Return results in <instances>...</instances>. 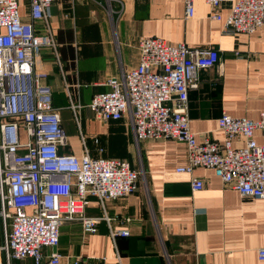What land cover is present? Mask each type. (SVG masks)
I'll use <instances>...</instances> for the list:
<instances>
[{"label":"crops","instance_id":"obj_1","mask_svg":"<svg viewBox=\"0 0 264 264\" xmlns=\"http://www.w3.org/2000/svg\"><path fill=\"white\" fill-rule=\"evenodd\" d=\"M27 1L24 19L30 20ZM231 5H222L221 20L211 18L203 0L186 19L184 0H66L49 8V28L57 46L36 57L47 73L53 107L62 118L67 146L61 153L79 160L88 150L92 158L125 160L140 173L138 189L117 201L92 199L86 215L112 218L102 221L97 233L86 235L78 222L61 228L57 252L66 260L106 264H264L258 250L264 246V199L241 197L225 187L213 170L187 167L188 146L178 141L136 142L128 115L102 122L89 105L95 95L110 90V77L140 64L139 40L158 37L169 45L185 43L219 53L215 68L201 73L200 87L189 90L190 127L197 142L207 136L225 145L218 120L224 113L258 121L264 113V27L253 34L224 32ZM45 32V25H37ZM72 104L79 110L80 128ZM264 144V133H255ZM241 149L244 139H234ZM192 177L205 182L192 191ZM129 220V221H127ZM128 230L130 236L111 235Z\"/></svg>","mask_w":264,"mask_h":264},{"label":"built area","instance_id":"obj_2","mask_svg":"<svg viewBox=\"0 0 264 264\" xmlns=\"http://www.w3.org/2000/svg\"><path fill=\"white\" fill-rule=\"evenodd\" d=\"M22 1H28L29 21L21 13ZM60 1L66 0H0V264L26 259L34 264H106L71 262L55 252L61 228L78 222L86 235L97 233L98 225L112 218L86 215L92 199L117 201L138 189L141 172L128 161L92 158L88 150L80 160L61 153L67 146L62 118L53 107L47 73L36 66L43 49L58 56L48 25L49 8ZM196 1L184 0L186 19L194 17ZM203 1L218 21L222 5H231L226 34L250 35L264 27V0ZM40 22L45 32L37 29ZM138 44V67L110 77V90L92 99L89 108L96 118L105 123L128 115L137 143L187 144L189 165L177 173L191 176L195 168L211 169L241 197L264 199V144L255 140L258 130L264 133V113L258 121L224 113L218 120L224 146L208 136L197 142L190 127L188 92L200 87L201 73L218 65V51L169 45L158 37H142ZM71 107L80 128L81 106ZM241 138L245 146L235 149L233 140ZM192 178V191L203 190L205 182ZM111 231L114 239L130 236L126 229ZM257 253L264 262V246Z\"/></svg>","mask_w":264,"mask_h":264},{"label":"rangeland","instance_id":"obj_3","mask_svg":"<svg viewBox=\"0 0 264 264\" xmlns=\"http://www.w3.org/2000/svg\"><path fill=\"white\" fill-rule=\"evenodd\" d=\"M27 4H28V1H27ZM27 7H28V5H27ZM27 12H28V11H27ZM21 13H22L23 17H24V14H26V12L23 13L22 6H21ZM25 139H26V135H25V133L23 132V133H22L21 140L24 141ZM15 264H34V263H33V260H31V259H26V260H24L23 262H21V261H17V262H15Z\"/></svg>","mask_w":264,"mask_h":264},{"label":"water","instance_id":"obj_4","mask_svg":"<svg viewBox=\"0 0 264 264\" xmlns=\"http://www.w3.org/2000/svg\"><path fill=\"white\" fill-rule=\"evenodd\" d=\"M53 250H54L55 252H57V249H56V248H54Z\"/></svg>","mask_w":264,"mask_h":264}]
</instances>
